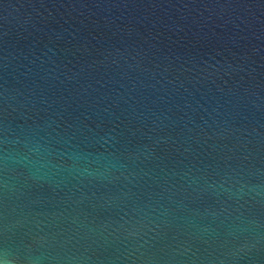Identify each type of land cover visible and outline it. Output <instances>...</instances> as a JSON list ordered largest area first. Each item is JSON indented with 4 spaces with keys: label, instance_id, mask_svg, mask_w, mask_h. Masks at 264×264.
Returning <instances> with one entry per match:
<instances>
[{
    "label": "water",
    "instance_id": "obj_1",
    "mask_svg": "<svg viewBox=\"0 0 264 264\" xmlns=\"http://www.w3.org/2000/svg\"><path fill=\"white\" fill-rule=\"evenodd\" d=\"M0 264H264V0H0Z\"/></svg>",
    "mask_w": 264,
    "mask_h": 264
}]
</instances>
